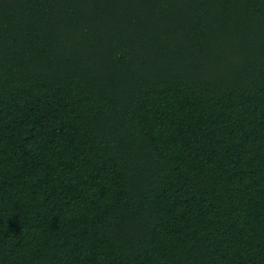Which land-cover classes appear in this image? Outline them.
<instances>
[{"label": "trees", "instance_id": "1", "mask_svg": "<svg viewBox=\"0 0 264 264\" xmlns=\"http://www.w3.org/2000/svg\"><path fill=\"white\" fill-rule=\"evenodd\" d=\"M0 264H264V0H0Z\"/></svg>", "mask_w": 264, "mask_h": 264}]
</instances>
